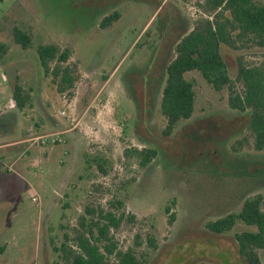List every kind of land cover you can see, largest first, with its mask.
<instances>
[{
    "label": "rangeland",
    "instance_id": "obj_1",
    "mask_svg": "<svg viewBox=\"0 0 264 264\" xmlns=\"http://www.w3.org/2000/svg\"><path fill=\"white\" fill-rule=\"evenodd\" d=\"M203 4L0 0V42L9 49L0 59V140L25 139L0 149V264H54L53 248L65 233L72 235L87 207L109 210L119 203L112 211L126 218L112 233L114 242L119 249L137 248L145 264H248L235 235L255 227L238 223L217 235L206 226L264 195V152L254 149L249 114L232 110L227 91L215 92L199 72L187 73L195 83L194 116L164 136L166 67L187 21L193 28L209 18ZM113 15L117 19L106 26ZM14 28L32 36L31 48L15 42ZM42 45L70 52L64 67L77 80L63 95L44 74L37 53ZM222 54L233 78L240 57L249 66L264 61L258 49L223 47ZM17 85L30 100L20 128L10 110ZM52 133H63L65 143H39ZM39 147L46 155L22 153ZM142 150L157 157L144 166ZM99 159L106 160L108 175L98 170Z\"/></svg>",
    "mask_w": 264,
    "mask_h": 264
},
{
    "label": "trees",
    "instance_id": "obj_2",
    "mask_svg": "<svg viewBox=\"0 0 264 264\" xmlns=\"http://www.w3.org/2000/svg\"><path fill=\"white\" fill-rule=\"evenodd\" d=\"M186 1V0H182ZM204 3L209 18L193 28L186 23L185 33L174 45V58L166 67V79L162 91L160 108L167 125L164 136L170 137L180 121L190 120L195 113L196 90L193 80L185 78L187 73L199 72L207 84L217 93L227 91L230 108L250 116L249 136L255 151L264 152V61L260 65L249 66L244 58L237 62V74L230 75L228 65L222 54L223 47L233 51L258 49L264 53V0H199ZM113 15L104 23L109 25L117 19ZM103 23V24H104ZM15 42L23 49L32 46V36L14 28ZM9 49L0 42V59ZM40 63L47 78L61 95L72 88L76 76L64 64L70 58L68 50L58 46L42 45L37 50ZM53 66V68H52ZM13 99L20 110L30 103L29 95L22 86L17 85ZM244 141V142H243ZM240 144L247 141L243 139ZM142 165L146 166L157 157L154 150L138 152ZM96 162V161H95ZM106 160L97 161L98 170L108 175ZM87 207L71 233L64 234V241L55 246L58 260L54 264H145L146 257H139L137 248L119 249L114 242V231L123 224L126 215L115 214L112 209ZM122 206L119 203L117 207ZM120 208V207H119ZM238 223L255 227V231H243L235 235L239 254L248 264H263L264 252V195L258 194L245 200L238 213L207 224L213 234L224 235L232 232ZM151 248L159 246L150 239ZM5 246L0 247V254Z\"/></svg>",
    "mask_w": 264,
    "mask_h": 264
},
{
    "label": "crops",
    "instance_id": "obj_3",
    "mask_svg": "<svg viewBox=\"0 0 264 264\" xmlns=\"http://www.w3.org/2000/svg\"><path fill=\"white\" fill-rule=\"evenodd\" d=\"M24 90H25V88H24ZM31 105V104H30ZM27 108H25L24 110H20L18 107H17V105H16V103H15V101H14V99H13V97H12V99H11V104H10V110H11V112H13L14 114H16V116H17V123H18V127L20 128L21 126V119H22V114L25 112V110H26ZM58 125V126H57ZM57 125H54V127L53 128H58V127H61L62 125H59V124H57ZM72 130H69V131H67L66 133H68V132H71ZM65 133V132H64ZM72 134H73V132H71ZM70 133V134H71ZM24 141H25V139H21V137L19 136V137H11V138H7V139H5L4 141H0V149H2V148H8V147H19L20 145H22V143H24ZM52 147V146H51ZM16 148H14V150H15ZM23 151V150H22ZM34 151V152H33ZM40 151H41V153L42 154H44V155H46V153H47V151H46V148H41V147H39V148H35L34 150H30L29 152H28V149H26L24 152H22V153H25V154H36V157H38V154H41L40 153ZM9 151L7 150V151H5V155H8V154H10V155H12V154H14V155H16V154H20L21 153V151H16V152H13V150H11V153H8ZM13 152V153H12ZM19 152V153H18ZM51 154V152H48V154H47V156H45L46 158L45 159H48V157H49V155ZM52 155V154H51Z\"/></svg>",
    "mask_w": 264,
    "mask_h": 264
},
{
    "label": "built area",
    "instance_id": "obj_4",
    "mask_svg": "<svg viewBox=\"0 0 264 264\" xmlns=\"http://www.w3.org/2000/svg\"><path fill=\"white\" fill-rule=\"evenodd\" d=\"M65 116V113H62ZM39 143L43 146H55L64 144L65 140L63 138V133H52L38 139ZM34 202H37V198H33Z\"/></svg>",
    "mask_w": 264,
    "mask_h": 264
},
{
    "label": "flooded vegetation",
    "instance_id": "obj_5",
    "mask_svg": "<svg viewBox=\"0 0 264 264\" xmlns=\"http://www.w3.org/2000/svg\"><path fill=\"white\" fill-rule=\"evenodd\" d=\"M5 130H6V129H5ZM11 137H13V136L3 137L2 140H0V141H4L5 139H7V138H11Z\"/></svg>",
    "mask_w": 264,
    "mask_h": 264
}]
</instances>
